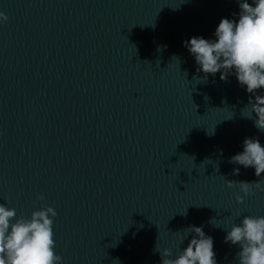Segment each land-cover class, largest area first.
Segmentation results:
<instances>
[{
  "label": "water",
  "instance_id": "obj_1",
  "mask_svg": "<svg viewBox=\"0 0 264 264\" xmlns=\"http://www.w3.org/2000/svg\"><path fill=\"white\" fill-rule=\"evenodd\" d=\"M0 11V203L25 216L52 206L63 264H161L157 247L175 252L189 225L213 237L217 264H237L222 228L264 216V192L237 203L226 180L260 178L228 160L264 131L242 116L235 76L197 79L183 46L213 38L237 0H0Z\"/></svg>",
  "mask_w": 264,
  "mask_h": 264
},
{
  "label": "clouds",
  "instance_id": "obj_2",
  "mask_svg": "<svg viewBox=\"0 0 264 264\" xmlns=\"http://www.w3.org/2000/svg\"><path fill=\"white\" fill-rule=\"evenodd\" d=\"M239 11L231 18L223 17L213 33V38L192 36L183 42L196 65V78L203 74L207 81L220 73L226 81L235 76L238 85L247 93L248 101L242 116L253 121L254 127L264 131V0H237ZM8 17L0 11V24ZM228 162L252 168L260 179L255 182L228 181L227 187L239 186L242 195L237 203L253 195L254 190L264 192V144L258 137H246L242 151L232 155ZM240 169L234 168L233 175ZM43 202V195L37 196ZM186 214V212L184 213ZM57 212L52 206L41 203L30 216L18 214L16 208L0 203V264H63L55 252L54 219ZM214 226L220 223L210 221ZM224 243L237 246V264H264V216L244 215L239 223H225ZM180 233V247L160 249L161 264H217L213 237L206 234L203 225H189ZM191 235V238L188 237ZM185 247L181 245L185 240ZM176 248V247H175Z\"/></svg>",
  "mask_w": 264,
  "mask_h": 264
}]
</instances>
